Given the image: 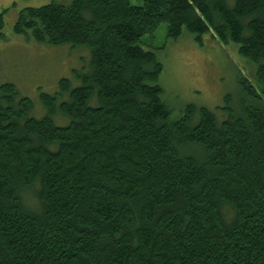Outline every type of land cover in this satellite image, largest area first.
<instances>
[{
    "label": "trees",
    "instance_id": "obj_1",
    "mask_svg": "<svg viewBox=\"0 0 264 264\" xmlns=\"http://www.w3.org/2000/svg\"><path fill=\"white\" fill-rule=\"evenodd\" d=\"M161 23L236 44L243 98L173 117L143 47ZM13 32L90 61L40 92V117L0 84V264H264V0L51 1Z\"/></svg>",
    "mask_w": 264,
    "mask_h": 264
},
{
    "label": "rangeland",
    "instance_id": "obj_2",
    "mask_svg": "<svg viewBox=\"0 0 264 264\" xmlns=\"http://www.w3.org/2000/svg\"><path fill=\"white\" fill-rule=\"evenodd\" d=\"M51 1L69 3L70 0H0V10L7 9L0 29V84L12 82L21 95L33 102L32 115H44L39 100L40 92L53 94L58 89L62 77L70 78L72 85L79 83L73 79L72 70L85 71L90 61V53L83 47L68 44L49 45L13 32L18 11L28 6H40ZM141 4L142 0H130ZM143 47L154 50L163 65L158 83L163 88L162 97L171 109L173 117H179L186 104L205 106L215 111L225 106V96L230 95L231 106L243 98L238 77L254 80L253 66L237 52V45H227L213 39L209 34L198 44L194 36L183 30L175 39L166 37V24L161 23L152 34L143 36ZM89 59V60H88ZM221 116L220 112H217ZM56 115L54 122L64 125V118ZM63 123V124H62ZM34 184L24 194L28 204L36 205Z\"/></svg>",
    "mask_w": 264,
    "mask_h": 264
}]
</instances>
